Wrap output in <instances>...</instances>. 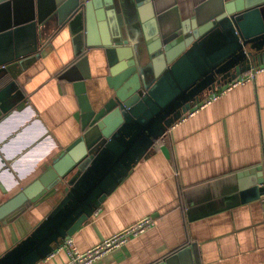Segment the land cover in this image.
<instances>
[{
    "label": "crops",
    "instance_id": "0c3cea01",
    "mask_svg": "<svg viewBox=\"0 0 264 264\" xmlns=\"http://www.w3.org/2000/svg\"><path fill=\"white\" fill-rule=\"evenodd\" d=\"M200 1L174 0L173 5L195 7ZM30 6L29 0L18 3L17 17H27ZM50 44L40 58L23 68L15 65L14 75L7 73L10 82L0 89V204L82 132L72 84L57 77L77 47L68 25ZM21 48L30 49L25 40ZM89 65L92 77L86 89L97 109L100 98L105 101L112 94L103 52L90 53ZM262 178L264 72L168 128L72 238L85 251L151 216L152 228L93 264H264ZM54 198L27 207L0 226V256L47 215ZM67 260L60 250L37 264Z\"/></svg>",
    "mask_w": 264,
    "mask_h": 264
},
{
    "label": "water",
    "instance_id": "95a60500",
    "mask_svg": "<svg viewBox=\"0 0 264 264\" xmlns=\"http://www.w3.org/2000/svg\"><path fill=\"white\" fill-rule=\"evenodd\" d=\"M21 1L0 0V78L43 56L68 25L77 47L59 78L72 84L82 132L0 204L2 226L59 196L0 264H37L50 256L203 95L264 64V0H201L195 7L174 0H29V15L19 18L14 10ZM95 51L103 52L112 91L97 109L86 89Z\"/></svg>",
    "mask_w": 264,
    "mask_h": 264
},
{
    "label": "built area",
    "instance_id": "2783aa9c",
    "mask_svg": "<svg viewBox=\"0 0 264 264\" xmlns=\"http://www.w3.org/2000/svg\"><path fill=\"white\" fill-rule=\"evenodd\" d=\"M263 72L264 64L256 66L247 71L246 73L239 75L230 82L223 84L218 89H216V91L202 98L198 104H196L193 108H191V110H189L180 119H178L174 123V125H177L178 123L184 121L187 116H191L195 114L198 110L207 107L223 94L235 89L236 87L253 82L256 76ZM154 225V218L151 216H146L137 220L135 223L121 229L117 233H114L113 235L107 237L101 243L85 251H80L77 248L72 237L63 240V242L60 244L59 247L55 249V251L64 250L67 253L68 260L64 264H93L112 250L120 248L131 239L139 237L141 234L145 233Z\"/></svg>",
    "mask_w": 264,
    "mask_h": 264
},
{
    "label": "trees",
    "instance_id": "16d2710c",
    "mask_svg": "<svg viewBox=\"0 0 264 264\" xmlns=\"http://www.w3.org/2000/svg\"><path fill=\"white\" fill-rule=\"evenodd\" d=\"M70 63H68L67 65H65L59 72L57 77L60 76V74L69 66ZM11 78L9 75L5 74L0 78V89L2 87H4L6 84H8V82H10ZM62 80V79H61ZM63 81V80H62ZM160 140V139H159ZM159 140H156L153 144V147H157V143L159 142ZM152 147V148H153Z\"/></svg>",
    "mask_w": 264,
    "mask_h": 264
},
{
    "label": "rangeland",
    "instance_id": "374dc122",
    "mask_svg": "<svg viewBox=\"0 0 264 264\" xmlns=\"http://www.w3.org/2000/svg\"><path fill=\"white\" fill-rule=\"evenodd\" d=\"M60 191H61V190H60ZM57 197H59V196H57ZM51 203H54V200H52V201L50 202V204H51Z\"/></svg>",
    "mask_w": 264,
    "mask_h": 264
},
{
    "label": "bare ground",
    "instance_id": "6f19581e",
    "mask_svg": "<svg viewBox=\"0 0 264 264\" xmlns=\"http://www.w3.org/2000/svg\"><path fill=\"white\" fill-rule=\"evenodd\" d=\"M9 157V156H8Z\"/></svg>",
    "mask_w": 264,
    "mask_h": 264
}]
</instances>
